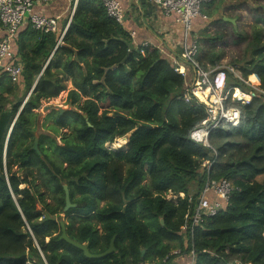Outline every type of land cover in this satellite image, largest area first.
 I'll use <instances>...</instances> for the list:
<instances>
[{
    "label": "trees",
    "instance_id": "obj_1",
    "mask_svg": "<svg viewBox=\"0 0 264 264\" xmlns=\"http://www.w3.org/2000/svg\"><path fill=\"white\" fill-rule=\"evenodd\" d=\"M202 14L213 20L197 36L198 62L232 64L242 79L231 86L255 93L237 104L238 125L210 132L209 146L192 138L209 114L184 100V76L158 48L135 47L100 0H79L62 38L25 19L14 41L21 83L0 72V264H137L170 261L177 249L194 250L196 264H264V93L247 83L254 76L264 91V0H211ZM231 34L245 48L223 63ZM64 77L80 111L48 112L43 124L51 121L52 132L39 134L38 153L36 110L60 95ZM132 131L126 148L110 146ZM223 178L234 185L226 207L184 230L205 183ZM65 184L77 205L67 212ZM62 213L67 234L92 253L115 236L116 251L88 258L62 240Z\"/></svg>",
    "mask_w": 264,
    "mask_h": 264
},
{
    "label": "built area",
    "instance_id": "obj_2",
    "mask_svg": "<svg viewBox=\"0 0 264 264\" xmlns=\"http://www.w3.org/2000/svg\"><path fill=\"white\" fill-rule=\"evenodd\" d=\"M40 0H0V19L5 29V34L0 40V72H7L13 79H21L23 66L16 63L17 52L14 41L23 22L29 18L34 27L46 31L57 30L59 15L50 16L35 10ZM79 0L74 1V6L69 17V23L75 12ZM108 15L120 24L125 22V8L122 0H100ZM211 0H152L153 4L168 15H176V20L182 23L186 32H191L193 21L198 17L207 19L202 14V8ZM67 26V25H66ZM68 27L63 31L61 38ZM149 46V45H143ZM163 52V51H162ZM165 53V51H164ZM199 54L198 41H190L184 45L181 55L167 54L166 57L172 62L176 71L184 76L183 96L186 102L194 99L205 105L209 114L201 126L197 128L192 138L209 146V135L214 129L221 126L238 125L241 120V112L237 107L238 103L247 104L255 93L244 92L240 87L229 85V75H235L242 79L241 74L235 73V67L231 65H218L205 69L198 62ZM246 82V81H245ZM250 84L249 82H247ZM254 90L264 93L263 90L250 85ZM247 93V94H246ZM200 94L206 97L203 100ZM209 165V164H208ZM234 190L233 182L230 179L208 180L203 189L199 192L197 204L187 215V223L183 226L186 230L188 224L191 227L199 225L205 217L218 214L229 202L230 195ZM191 201V198L189 199ZM172 259L168 257L158 262L144 261L137 264H181L173 258L181 255L179 249L172 251ZM186 264H196L194 250L188 254Z\"/></svg>",
    "mask_w": 264,
    "mask_h": 264
},
{
    "label": "crops",
    "instance_id": "obj_3",
    "mask_svg": "<svg viewBox=\"0 0 264 264\" xmlns=\"http://www.w3.org/2000/svg\"><path fill=\"white\" fill-rule=\"evenodd\" d=\"M74 1L40 0L35 6V10L50 16H61L58 21L57 30H55L61 36L65 28L68 27ZM122 3L125 8V22L123 26L130 33L133 45L135 47L141 45L154 46L164 56L166 53L180 56L184 45L190 41H197L200 31L213 20L212 18L203 19L202 17H198L193 21V27L189 33L186 32L184 25L176 20V15L165 14L164 11L153 4L152 0H122ZM206 20L209 21L207 22ZM66 21L67 26L65 25ZM26 22L28 21L26 20ZM193 32L195 35L192 34ZM4 34L5 29L1 27L0 40ZM173 259L177 260L178 263L186 264L189 255L181 254L175 256Z\"/></svg>",
    "mask_w": 264,
    "mask_h": 264
},
{
    "label": "rangeland",
    "instance_id": "obj_4",
    "mask_svg": "<svg viewBox=\"0 0 264 264\" xmlns=\"http://www.w3.org/2000/svg\"><path fill=\"white\" fill-rule=\"evenodd\" d=\"M250 22L251 21H250V19L247 16H245L244 19L241 21V30L245 31V33H248V31H249L248 29H249V25H250L249 23ZM237 25L238 24H236L235 26L237 27ZM244 48H245L244 39H240L239 36L237 37L236 34L235 35H233V34L229 35L227 45L224 48V52L226 53V57H224V59H222L223 63H227V61H229L230 59L240 56V54L243 52ZM230 65H232V64H230ZM235 73L236 74H240L239 68L238 69L235 68ZM236 78H237V76H235V75L231 76L230 75L229 85H232L231 84L232 83L231 79L234 80ZM253 78H254V82L252 81V77L248 78V81H249L250 85H254V87H258L259 86V82L256 81L254 76H253ZM20 81H21V79H14V82H16V83H21ZM62 85H63V90L61 91L60 95L56 99H54V100H52L50 102L43 103V106L40 107L38 110H36L37 113H39V114L41 113L40 115H41V118H42L39 121V126L37 124V128L35 130V132L38 135L40 133H48V134H50L52 132L51 129L49 128L50 124L52 123L51 121H48V122H46V124H43V118L47 115L48 112L51 111V110L50 111L45 110V107L47 105H50V104H55V105H60L62 107H67L68 104H69L70 100L68 98V94L73 89L72 81L69 78L64 77V79L62 80ZM20 86H21V89H22L23 88L22 85H20ZM249 88H250L251 91L254 90L252 87H249ZM21 89H20V93H19L18 96H21L22 93L24 92V90L23 89L21 90ZM15 100H16V97H15ZM21 108H22V106L19 109L21 110ZM65 132H70L69 126L61 128L60 135L57 136L58 141L61 142V134L65 133ZM129 134L130 133L126 134L124 137H121V138L117 139L110 146L112 148H120V147L126 148L128 142H129V139H130ZM4 156H6V155H4ZM4 160H6V157H4ZM208 164H209V162L207 161L204 164V166L206 167ZM11 171H12L11 173H16L20 177V179H22V177H23L22 173L23 172L20 169L18 164L11 165ZM258 180H261V177H259ZM26 186H29V184L28 183H24L20 187L24 188ZM167 197L176 199L178 196L177 195H173L172 193H169L167 195ZM46 200H47V202H52V198H50L49 196L46 197ZM103 204L104 203H101V205H103ZM42 206L43 205L41 203H38L37 208L41 209ZM60 219L61 220L63 219L65 221V223H68V219L65 217L64 213H62L60 215Z\"/></svg>",
    "mask_w": 264,
    "mask_h": 264
},
{
    "label": "water",
    "instance_id": "obj_5",
    "mask_svg": "<svg viewBox=\"0 0 264 264\" xmlns=\"http://www.w3.org/2000/svg\"><path fill=\"white\" fill-rule=\"evenodd\" d=\"M224 20L225 21H229V22L233 23L234 25H236V20L233 19V18L224 17ZM23 106H22V108H23ZM22 108H21V110H22ZM52 109L58 110L60 113H64L65 111H69V110H72V109H75L76 111H80L78 108L73 106L72 101H69V104H68L67 107H62L60 105H55V104H50V105H47L45 107V110H47V111H50ZM83 115L87 119V114L84 113ZM88 126H92V124L90 122H88ZM33 133L35 135V140H34V145L32 146V149L37 151L38 153H40V150H39V135L35 131H33ZM132 133H133V131L130 132V134H129L130 137H131ZM65 148H67V146ZM64 189H65V193H66V197H65L66 205L64 207V211L67 212L70 208L76 207L77 205L71 202L70 192H69V188H68L67 184L64 185ZM162 222H163V220H162ZM60 225H61V230H62L61 239L67 241L69 244H71V245L75 246L76 248L82 250L84 252L85 256H87L88 258L99 259V258H103V257H105V256H107V255H109V254H111V253L116 251V246H115L116 236L113 237V239H112V241H111V243H110V245H109L107 250H105L104 252H101V253H92L90 251V249L88 248L86 243H80L77 240L71 238L67 234L66 224H65L63 219L60 220Z\"/></svg>",
    "mask_w": 264,
    "mask_h": 264
},
{
    "label": "bare ground",
    "instance_id": "obj_6",
    "mask_svg": "<svg viewBox=\"0 0 264 264\" xmlns=\"http://www.w3.org/2000/svg\"><path fill=\"white\" fill-rule=\"evenodd\" d=\"M200 97H201L203 100H206V97L202 96L201 94H200Z\"/></svg>",
    "mask_w": 264,
    "mask_h": 264
}]
</instances>
